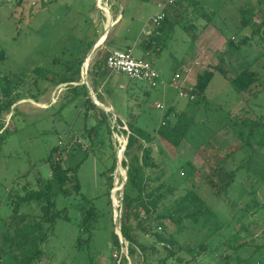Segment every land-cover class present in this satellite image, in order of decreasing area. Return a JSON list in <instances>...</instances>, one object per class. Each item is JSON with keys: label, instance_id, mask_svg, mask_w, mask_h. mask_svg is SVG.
I'll use <instances>...</instances> for the list:
<instances>
[{"label": "rangeland", "instance_id": "374dc122", "mask_svg": "<svg viewBox=\"0 0 264 264\" xmlns=\"http://www.w3.org/2000/svg\"><path fill=\"white\" fill-rule=\"evenodd\" d=\"M106 1L109 10L103 6L100 9L97 0H29L22 6L17 5L16 0H0V50H4L8 57L4 64H0V75L4 76L9 73L16 79H21L20 84L14 86V94H16L14 96L18 94L23 98L26 97L14 105L10 115H5L3 118L5 129L14 115L11 135L6 138L0 149V234L6 219L12 212L8 191L18 189L25 184L36 188L34 185L35 172L40 173L44 179L50 176V168L46 163L49 155L48 149L60 140L50 133H58L59 137L63 138L68 134L79 137L85 126L90 128L98 122L99 118L95 110L91 111L87 119L85 118L86 110L80 106L82 97L66 104L72 96L67 92V84L53 87L48 81L39 80L34 85L36 75L33 70L40 67L60 71V63H62L60 61L69 58L67 53L74 38L87 36L90 41L95 42L94 47L104 36L105 25L110 26L112 15L116 17L120 13L118 12L119 1ZM196 1L199 3L198 11L191 8L189 15L182 19V24L185 26L194 24L200 28L202 25L211 23L210 25L227 34L229 43L238 44L244 34L251 35L249 28L242 27L241 20L243 18L249 20L255 13H258L263 0ZM112 5L116 7L110 10ZM107 11L111 18L107 17ZM156 11L157 8L150 4H141L136 1L125 6L122 23L114 28L118 36L114 47H107L104 43L99 45L89 60L88 71L93 60L101 59L106 51L113 48L123 51L126 46H132L136 39L135 36L143 29L147 18ZM212 12L214 16H210ZM263 19L259 13L257 23H261ZM129 29L131 32H128ZM130 35L133 36L132 40L121 42L122 37L129 38ZM232 37H236L237 42H231ZM188 39L189 33L177 26L172 42L169 43L162 58L156 62V68L163 72L168 80L175 76L178 69L177 64L179 66L185 58L186 45L184 44L188 42ZM173 46L175 57H170L168 53ZM230 53L226 60H231L233 63L230 61L229 64L227 62L222 64L223 62L220 61V65L222 64L228 71L226 75H230L234 70L240 71L245 68H251L260 75H264V28L260 36L253 39V42L242 47L240 51L235 52L231 49ZM133 54L135 57L139 56L136 50ZM55 59H60L59 63H55ZM180 73L182 75L184 71L181 69ZM125 76L121 78V83L125 84L129 80ZM118 80L119 76H115L112 86L100 87V92L105 93L101 95L100 100L104 104H111L118 117L124 119L127 116L128 105H134L136 99L129 101L127 92L121 86L116 87ZM183 81L184 78L179 79L178 84L182 85ZM140 84L132 83L133 87ZM141 85L146 87L144 84ZM166 86L162 85L161 88L158 87L151 91L147 98L145 113L140 118L139 124L146 129L152 128V124L157 127L161 116L171 106L170 104L192 117L187 139L180 148L172 147L160 139L157 141L158 146L165 151V159L169 162L170 170L176 173L177 182L180 183L184 179L178 173L179 164L191 161L195 165L192 183L201 185L200 194L207 205L218 211L223 220H230L232 215L228 213V208L224 207L222 202L216 204L208 191L204 177L209 167L217 164L233 150L235 153L232 155L233 158H229V162H234L235 167L243 164L237 174V181L230 191V197L237 205V210L240 211L239 217L236 218L231 229L210 244V249H213L219 240L224 243L228 239L233 246L250 240H254L257 245H264V208L255 207L257 202L259 205L264 203V147H255L258 133L251 141L254 148H248V146L241 148V140L236 135V133L242 134L244 139L248 135L249 128L243 127L242 121L245 120L247 123L264 118V80L257 90H254L255 92L239 93L231 86L224 74L217 72L204 98L190 101L188 98H180L177 90L171 89L169 100L164 99V103L159 97L161 89ZM32 95L40 96L37 99L38 103L29 99ZM157 104L162 106V109H157ZM62 106L61 113H58ZM101 106L107 108L105 105L101 104ZM123 129H126V126ZM263 131L264 128H261L259 132ZM81 139L85 141L84 138ZM126 139L125 136L119 134L122 146L126 143ZM82 146L84 149L88 147L84 142ZM109 154V148L103 152L91 154L83 163L80 171L81 194L94 199L101 215L91 245L90 255L93 263L89 260L86 250L79 251L75 247L79 235L76 225L80 219V213L73 205L80 201V197L58 195L55 208L58 211L68 208L71 221L66 222L62 219L56 221L54 234L42 247L44 254L37 264H113L111 232L115 229L114 210L112 217L106 195L107 181L102 174L109 166V160H107ZM81 157L82 154L74 160V163H77ZM33 168L35 171H32ZM123 171H125L123 167H119L115 174L117 189L121 187ZM245 180H248L247 185L242 184ZM246 190L252 195L245 196ZM54 192H57V189ZM111 197L114 202H118L120 195L112 193ZM246 205L252 209H245ZM22 210L31 214L39 213V207L35 204L25 205ZM167 230L173 232L174 228L169 224ZM122 253L126 254V249ZM227 253L231 254L232 251ZM239 253L243 258L249 254L245 250ZM209 262V258L202 255L198 256L196 264H209Z\"/></svg>", "mask_w": 264, "mask_h": 264}, {"label": "trees", "instance_id": "16d2710c", "mask_svg": "<svg viewBox=\"0 0 264 264\" xmlns=\"http://www.w3.org/2000/svg\"><path fill=\"white\" fill-rule=\"evenodd\" d=\"M28 1L16 0L19 6ZM115 1L118 2L119 0ZM136 1L144 4L150 0ZM183 5L197 11L199 9V3L192 0H175L174 4L167 10L178 9ZM115 7L112 5L110 10L115 9ZM257 12L249 20L242 19V27L249 28L251 35L235 44V50H240L245 45L250 44V41L256 36H260L261 30L264 28V19L261 23H257V17L260 13L264 18V0L260 3ZM210 16H214V13L212 12ZM163 22L164 20L159 26H155L154 32L149 37L148 45L144 46L145 52L148 49L151 52L154 49L156 51V54L153 52L151 58L144 59L152 66H154V60L159 57V49L163 47L165 42L164 37H159V33L163 31ZM208 24L210 23L205 24V26ZM181 25L186 30L199 31V28L194 24ZM116 39L108 37L104 45L114 47ZM120 40L124 42V39L121 38ZM71 42L67 53L69 58L64 59V61L54 60L55 63L62 62L60 63V71L35 68L33 70L36 75L34 85L39 80L48 81L53 87L67 84V92L71 93L72 96L66 101V104L82 97L80 106L86 110L85 118L87 119L91 111L95 110L99 119L90 128L85 126L79 137L68 134L63 138L59 137L58 133H50L58 137L59 142L63 139L64 144L61 146L58 142L48 149L49 155L46 163L50 168L49 178L44 179L40 173L35 172L34 185L36 188H32L30 184H25L18 189L8 191L12 212L6 219L0 234V264H37L40 262L44 254L42 247L49 242L50 237L54 234L56 221L58 219L66 222L71 221L68 208H63L61 211L56 210L58 195L80 197V201L73 205L80 213V219L76 225L79 235L75 247L79 251L86 250L89 254V260L93 263L90 251L93 235L98 228L101 215L94 199L81 194L80 171L83 163L91 154L103 152L109 148L110 154L107 158L109 166L102 174L107 181L106 195L113 217L114 205L111 195L116 186L115 174L118 167V152L121 147L114 138L115 133L127 138V146L121 161L123 169L126 170L127 181L124 189L117 192L120 195L118 199L120 202L118 227L121 230L123 243H121L115 229L112 230L113 264H196L198 256L202 255L209 258V264H264V245H257L254 240L243 242L237 246H233L230 239L225 240L224 243L219 240L213 249H210V244L215 239H220L224 232L231 229L236 218L239 217L240 211L237 210V205L230 197V191L237 181V174L243 167V164L235 167L234 162H229V158H233L232 155L235 150L232 153H227L217 164L209 167L208 173L204 177L208 191L216 204L222 202L224 207L228 208V213L232 215L230 220H223L220 213L207 205L202 198L200 194L201 185L192 183L195 165L191 161L179 164L178 173L184 179L178 183L175 178L176 173L170 170L169 162L165 159V151L157 144L160 139L172 147L180 148L187 139L192 117L184 111L179 112L175 107H171L166 110L157 127L143 128L139 121L145 113L147 98L153 88L145 84L146 87L144 88L141 85L143 83L133 87L132 83L137 81L130 79L125 84L121 83L124 74L115 75L106 69V58L109 54V51H106L101 59L93 60L88 71L89 81L98 101L104 104L100 99L101 95L105 93L100 92V87L112 86L115 76H119V80L115 84L116 87L121 86L127 92L129 101L136 99L134 105H128L126 118L120 119L118 117L115 122L111 113L101 110L93 103L88 87L79 84L81 83L82 66L95 42L90 41L87 36L74 38ZM7 59L6 52L0 50V64H4ZM217 72L224 74L225 77L228 73L225 67L220 65L198 75L192 89H180L190 101H196V98H204L206 90ZM263 77V74L260 75L251 68H245L237 72L234 70L228 81L239 93H253L263 82ZM20 82L21 79H16L9 73L4 74V76L0 75V132L3 131L0 133V149L6 138L11 135L14 119V115H12L10 123L4 129V116L10 115L14 105L26 98L18 94L14 96L16 95L14 94V86ZM75 83L78 85L73 86ZM39 97L32 95L29 99L38 103ZM191 97L194 98L191 99ZM62 109L63 106L58 113H61ZM241 125L249 128L246 139L243 138L242 134L236 133L241 140V148L246 146L254 148L251 141L257 133L259 136L255 141V147H264V131L259 132L261 128H264V118L251 120L247 123L244 120ZM125 126L128 130L123 129ZM81 138H84L85 141ZM77 140L86 143L88 147L82 148V144H79ZM80 154H82L81 159L74 163ZM32 171L35 169L33 168ZM247 181H243L242 184H246ZM55 189L57 192H54ZM245 192V196L252 195L248 190ZM117 193L115 192V194ZM31 204L39 207L38 214H31L22 210L23 206ZM255 207L264 208V203L259 205L257 202ZM244 208L252 209L248 205ZM169 224L173 226V232L167 230ZM224 248L226 251H223ZM123 249H126L127 254L122 253ZM230 250L232 253H227ZM242 250L249 252L247 257L241 256L239 252Z\"/></svg>", "mask_w": 264, "mask_h": 264}, {"label": "crops", "instance_id": "0c3cea01", "mask_svg": "<svg viewBox=\"0 0 264 264\" xmlns=\"http://www.w3.org/2000/svg\"><path fill=\"white\" fill-rule=\"evenodd\" d=\"M132 1H136V0H119L118 12H120V13H118V15L116 16L117 19H116V17H113V15H112V19L114 20V26L111 29V31L109 32L107 38L108 37L109 38L110 37H114V38L118 37L114 31V28H115V26L122 23V20L124 18L122 13H124L125 6H128L130 4V2H132ZM165 1L166 0H150L148 3H144V4H150L151 6L156 7L157 11L147 18V20L144 23L143 29H141L139 31V33L135 36L136 39L134 40L133 45L132 46H126L125 50H133V53H134V50L139 52V56L136 58H141L144 60V59L151 58V55H153V52H154V54H156L155 49L152 50V52L149 49H148V51L145 52L144 46L148 45L149 37L151 36L152 32H154V30H155V26H152V24L150 23V20L152 17L156 16L157 14H159L161 12L160 5L163 4ZM192 1L197 2L196 0H192ZM136 2L139 3L138 1H136ZM190 10H191V8H189L186 5H183L182 7L178 8V9L172 8L170 10H167L166 18H165L164 22L162 23L163 31L161 33H159V37L160 36L164 37L165 42H164L163 47H161V49H159V57L157 59L155 58L156 60H154V66H153L155 68V70L159 73V75L162 79V83L160 86L162 87V85L163 86L169 85V86L163 87L160 91L161 95L159 98H161L162 101L164 99L166 101H167V99L169 100V97H170V91L169 90L175 89L179 93V89L177 87L172 86V82H173L175 76L171 80H168L166 75H164L163 72H161L159 69L156 68V62L162 58L163 53L165 52L167 47H169L168 46L169 43L172 42V40L175 36L176 27L180 26L184 30H186L185 27H183L181 24H182V19L186 15L187 16L189 15ZM107 14H108V16H110V13L108 11H107ZM134 17L137 18V16H134ZM110 18H111V16H110ZM134 20H135V18H134ZM241 22H242V20H241ZM210 24H208L207 26L202 25L199 28V31L198 30L193 31L192 29L186 30L189 33V39L187 40L188 42L184 44V45H186V49H185L186 52L184 55L185 58L182 59V62H180L179 66L177 64L178 69L175 72V75H176V74H181L180 73L181 69H182V71H184V70L187 71L181 75L180 79L184 78L182 85L178 84L179 88H181V89L182 88L192 89L195 85V82H196L198 75H200L203 71L212 70L214 67L220 66V61H221V63L223 62L222 64H224L225 62H227L229 64L231 61V60L230 61L226 60V58H228L227 56L229 54H231L230 53L231 49L235 50V48H234L235 44L229 43L228 38L226 37L227 34L225 32L216 29L215 27H213ZM106 28H108V27H106V25H105V29ZM128 32H131V29H129ZM149 33H151V34H149ZM245 37H250V35L246 33V34H244L243 38H245ZM132 38H133L132 35H130L129 38L127 36L122 37V39H124V42H128L129 39L132 40ZM105 41L103 43H105ZM231 42H237V38L232 37ZM251 42H253V40H251L250 43ZM172 44H174V43H172ZM245 47H246V45H245ZM112 50H116V49L113 48ZM110 51L111 50H109V52ZM236 51H240V50H235V52ZM168 55L170 57H175V47L174 46L172 48H170ZM231 63H233V61H231ZM237 71L238 70H235V72H237ZM233 72H231L230 75H226V77L230 78V76L232 75ZM100 104H102V103H100ZM102 105H105L107 108L111 107L114 110V108L111 104H102ZM158 105L159 104L156 105V108ZM170 105L171 106H169L167 109H169L171 107L176 108V106H173L172 104H170ZM157 109H159V108H157ZM176 110L179 112L182 111L178 108H176ZM163 116H164V114L160 118L161 119L160 123L162 121ZM152 125L155 126V124H152Z\"/></svg>", "mask_w": 264, "mask_h": 264}, {"label": "built area", "instance_id": "2783aa9c", "mask_svg": "<svg viewBox=\"0 0 264 264\" xmlns=\"http://www.w3.org/2000/svg\"><path fill=\"white\" fill-rule=\"evenodd\" d=\"M98 2V1H97ZM175 0H166L163 4L160 5L161 12L156 16L152 17L150 23L152 26H159L163 20L166 18V12L168 7L173 5ZM99 8L101 9L100 5ZM151 34V33H149ZM106 69L115 74L120 75L124 74L128 79L137 81L147 85L150 88L156 89L161 85V77L155 68L147 61L136 58L133 55V50H111L106 58ZM184 72H187L184 70ZM181 78L180 74H176L172 82V86L179 89L180 98H187L186 94L179 88L178 80ZM194 97H191L193 99ZM157 108L162 109V106H157ZM79 144H82V141H78ZM61 146L64 144V140L61 139L59 142ZM122 148V144H120ZM83 148V146H82ZM120 150V149H119ZM115 192L121 191V187L118 189L115 186ZM114 192V193H115ZM118 208L120 209V202H115Z\"/></svg>", "mask_w": 264, "mask_h": 264}, {"label": "water", "instance_id": "95a60500", "mask_svg": "<svg viewBox=\"0 0 264 264\" xmlns=\"http://www.w3.org/2000/svg\"><path fill=\"white\" fill-rule=\"evenodd\" d=\"M98 1V0H97ZM98 3V2H97ZM98 7H99V4H98ZM114 26V20L111 21V24L108 28L105 29L104 31V36L102 38H100V40L98 41V43L91 49V51L89 52V54L87 55L86 59H85V62L82 66V83H80L81 85H86L89 89V92H90V97L93 101V103L98 107L100 108L101 110L107 112V113H111L114 117V120L116 122L117 118H118V115L115 113V111L113 109H110V108H103L101 106V104L98 102L95 94H94V91L89 83V79H88V65H89V60H90V57L92 56V54L95 52V50L97 49V47L99 45H101L107 38L109 32L111 31V29L113 28ZM73 86H76L73 84ZM126 130H128L126 128ZM116 137V141L118 142V144H122V142L119 140V135L118 134H114V138ZM126 146H127V140H126V143H124V145L122 146V148H120L119 152H118V167H117V170H116V173L119 169V167L122 168V165H121V161H122V158H123V153L126 149ZM127 181V174H126V170H125V179L123 178V183L121 185V191L124 189V186H125V183ZM115 190L113 189L112 193H114ZM113 205H114V223H115V232L116 234L119 236V239L121 240V243H123V237H122V234H121V230L120 228L118 227V219H119V215H120V209L118 208V206L116 205V203L113 201ZM124 251V249H123ZM127 254V253H126Z\"/></svg>", "mask_w": 264, "mask_h": 264}, {"label": "bare ground", "instance_id": "6f19581e", "mask_svg": "<svg viewBox=\"0 0 264 264\" xmlns=\"http://www.w3.org/2000/svg\"><path fill=\"white\" fill-rule=\"evenodd\" d=\"M98 4L100 5V7L102 8V6H103V8H106L107 10H109V5H108V3H107V1L106 0H98ZM103 11V10H102ZM107 15V17H108V14H106ZM110 21H112V19L110 20ZM108 22V21H107ZM110 25V24H109ZM91 58V57H90ZM106 109V108H105ZM124 173H123V178L125 179V171H123Z\"/></svg>", "mask_w": 264, "mask_h": 264}]
</instances>
